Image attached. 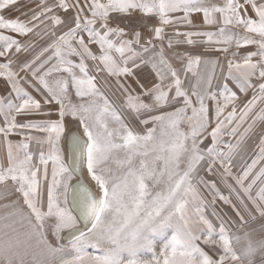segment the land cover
<instances>
[{
	"label": "snow or ice",
	"instance_id": "6c2138e0",
	"mask_svg": "<svg viewBox=\"0 0 264 264\" xmlns=\"http://www.w3.org/2000/svg\"><path fill=\"white\" fill-rule=\"evenodd\" d=\"M0 57V264H264V0H0Z\"/></svg>",
	"mask_w": 264,
	"mask_h": 264
},
{
	"label": "rangeland",
	"instance_id": "374dc122",
	"mask_svg": "<svg viewBox=\"0 0 264 264\" xmlns=\"http://www.w3.org/2000/svg\"><path fill=\"white\" fill-rule=\"evenodd\" d=\"M207 2L209 3H220L222 2V0H207ZM241 2H243V0H241ZM250 15H252V13H249ZM8 17L10 18H15L16 16H20V13L15 12V11H10L6 14ZM21 19H23L24 17H20ZM194 19V23L196 25L195 29L192 30H201V31H216L218 26H205L202 23V16L201 15H197L193 17ZM41 28H43V26H41ZM181 31H186V30H190L186 27H181L180 28ZM37 31H40V29H37ZM236 31H241L240 29L236 30ZM166 32L170 33V29H166ZM9 32H5V34H7ZM145 35H147V33H145ZM26 39V40H25ZM52 37L50 36H44L43 39H41L39 36H36L34 34H30L28 37H24L21 39L22 43H27V42H31L34 47H32L28 53H22L21 55V59L24 58H31L32 56L36 55L44 46L47 45V43L51 42ZM196 39H200V38H196ZM180 49H183L185 47H188L186 45H182L179 46ZM194 51L196 52H204L205 51V46L202 44H197L196 46H194ZM235 46H233L232 49H230L231 51H235ZM256 50V46L255 45H247L244 46L242 48L239 49V54L245 55L249 52L255 51ZM216 53H211L209 57L207 58H215L216 57ZM220 57L223 58V56L221 55ZM224 59V58H223ZM222 59V61H223ZM91 63V62H89ZM201 71H203V65H201ZM143 73L142 76H144L145 74V70L144 72H140ZM219 73V69H217V75ZM139 74V73H138ZM23 75V74H22ZM103 75V74H101ZM143 80L144 77H142ZM150 79V78H149ZM147 82V81H145ZM195 83V77L191 76V74L188 75V78L185 80V87L188 88L189 90H191V86L192 84ZM218 83V81H214L213 82V90H215V85ZM30 92L32 91L31 88H29ZM235 90V89H234ZM137 91L139 92V88H137ZM34 96H36L37 99L40 98L39 94H37L36 92H34ZM251 96V92H249V98ZM113 99H116L115 97H113ZM117 103H119V100H116ZM33 120H37V119H45V117H31ZM53 118H55V116H53ZM24 119V117H23ZM70 119V118H68ZM10 139H12L14 142L19 141L21 139V137L19 136H12L10 137ZM225 140H229L232 139V142L235 143V140L233 138L230 137H225ZM205 144H210V140L209 141H205ZM254 146L252 141H247L245 144L241 145V148L237 151L236 154H234V158H233V162L236 165H239L241 163H243L245 160H247L248 162L251 161L253 152H254ZM30 151L33 152L34 156L38 155L40 149L37 145L32 144L30 145ZM46 151V148H45ZM0 158H4L6 159V147L3 144H0ZM233 171L236 172L238 171V167H234ZM203 174V173H202ZM210 179L216 180L218 187L220 188V190L223 192V194L227 195L229 194L228 189L223 185V183L220 182V178L218 176L215 177H210ZM202 192H204V195L208 198L211 199V197L208 195V193L202 188L201 189ZM234 198V197H233ZM17 199V194L14 192L13 187L11 185V183H9L7 186L5 185H0V217H9L7 221H0V224L2 223H11L12 221H16V227L19 228L21 231L25 230L27 221H21L20 217L17 216H9V213H12L13 211H15V208L12 206L13 201H15ZM5 205H8V207H5ZM218 209H219V205H217Z\"/></svg>",
	"mask_w": 264,
	"mask_h": 264
},
{
	"label": "crops",
	"instance_id": "0c3cea01",
	"mask_svg": "<svg viewBox=\"0 0 264 264\" xmlns=\"http://www.w3.org/2000/svg\"><path fill=\"white\" fill-rule=\"evenodd\" d=\"M7 35H13L16 39H19L20 41H21V37H19V36H17L16 34H14V33H7ZM23 40H24V37H23ZM26 40V39H25ZM22 43V42H21ZM93 50L94 51H96L97 49H95V47L93 48ZM26 54V53H25ZM22 55V54H21ZM219 55V54H218ZM220 59L222 60L223 58L222 57H220ZM6 62V59L5 58H2V57H0V63H5ZM145 70V74H144V76H142V74L143 73H139V75H140V77H141V79H142V77H144L145 78V76L147 75V73L150 71L149 69H144ZM144 70L142 71V72H144ZM219 74V73H218ZM142 82H145V80H143L142 79ZM4 88H5V84H4V82L2 81V80H0V95H4L5 93H4ZM30 89H28V91H29ZM140 90V89H139ZM30 92V91H29ZM34 90H32L31 92H30V94H32V95H34ZM18 119H21V120H24V119H32L31 117H28V118H25L24 117V119H23V117H20V118H18Z\"/></svg>",
	"mask_w": 264,
	"mask_h": 264
},
{
	"label": "water",
	"instance_id": "95a60500",
	"mask_svg": "<svg viewBox=\"0 0 264 264\" xmlns=\"http://www.w3.org/2000/svg\"><path fill=\"white\" fill-rule=\"evenodd\" d=\"M68 127L70 128V129H75V127H76V125H75V123L74 122H71L70 121V119H68ZM67 152H68V149H67V147H66V155H67ZM81 179L84 181V182H86V183H91L89 180H88V177H87V175H86V173L81 177Z\"/></svg>",
	"mask_w": 264,
	"mask_h": 264
}]
</instances>
